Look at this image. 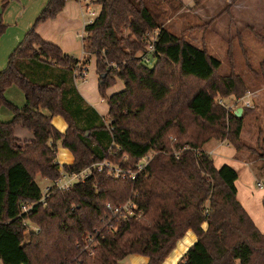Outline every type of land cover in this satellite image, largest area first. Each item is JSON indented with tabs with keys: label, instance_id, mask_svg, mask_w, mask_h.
<instances>
[{
	"label": "trees",
	"instance_id": "obj_1",
	"mask_svg": "<svg viewBox=\"0 0 264 264\" xmlns=\"http://www.w3.org/2000/svg\"><path fill=\"white\" fill-rule=\"evenodd\" d=\"M68 1L48 3L0 73V109L13 114L8 123L0 119V261L121 264L138 255L164 264L192 231L197 242L178 264H264V234L238 201V172L218 169L206 152L225 142L238 153L249 150L241 141L246 112L239 118L216 101L244 98L246 84L218 78L221 62L163 28L145 0H96L100 12L85 28L84 51L96 59L104 97L118 81L125 85L107 97L106 120L74 85L87 63L36 31L57 19ZM156 30V63L149 68L138 55L146 50L145 35ZM4 32L0 24V37ZM261 76L264 82V62ZM13 86L24 93L23 108L6 99ZM55 117L66 121L65 133L53 125ZM17 127L33 139L16 138ZM58 145L71 152L73 164L57 163ZM174 146L183 150L178 161L162 154ZM149 153L154 158L134 182L92 169L84 182L52 190L40 203L38 176L54 182L104 161L137 172ZM128 203L136 216L115 217L107 209ZM25 207L31 209L24 213ZM28 225L40 232L26 234Z\"/></svg>",
	"mask_w": 264,
	"mask_h": 264
},
{
	"label": "rangeland",
	"instance_id": "obj_2",
	"mask_svg": "<svg viewBox=\"0 0 264 264\" xmlns=\"http://www.w3.org/2000/svg\"><path fill=\"white\" fill-rule=\"evenodd\" d=\"M95 2L96 0H89V4L83 3L84 11L81 12L83 24L85 23L83 18L90 19L88 8L99 15L100 7ZM145 2L163 28L193 46L204 49L210 56L221 62L218 78L239 77L247 86L246 96L256 94V98L252 99L251 109L245 108V102L242 101L246 96L242 99H235L234 96L225 99L218 97L216 101L219 104L222 101L225 107L222 106L229 112L236 113L239 109L246 112L241 141L249 150L239 152V155L244 156L247 162L252 164L251 170L254 173L247 179L243 178L242 183H245L247 190L253 196L254 206L257 208L256 213L259 214L258 216L252 213V215L259 227L264 230V82L261 78V64L264 62V0H202L199 5H196L194 0H145ZM85 28L84 25V30H80L79 35H75L76 45L72 49L73 52L66 54L84 58L82 62L87 63L85 68L88 70L86 82L91 85L86 86L87 83L82 84V81H78L76 85L75 77L74 85L86 103L93 105L100 117L107 120L109 117L107 97L120 93L125 85L122 81H118L115 86L106 90V97L101 94L96 59L87 55L83 48L82 37L84 39L86 35ZM156 31L149 33L154 35ZM71 43L75 44L74 39ZM12 54L13 52L7 56L8 62H2L4 70ZM6 99L18 108H23L26 104L24 93L16 86L7 90ZM95 102L98 104H92ZM3 108L0 114L5 118L7 116L9 120L6 123H8L12 121L13 114L7 107ZM212 148H215V145ZM61 149L63 150L58 145L57 150L62 154ZM219 153L224 158L219 156ZM162 154L168 155L167 153ZM229 157L228 149H223L215 153L213 158L217 164L223 160L226 161V165L229 164L232 167L231 165H234L236 161ZM61 159L63 156L59 155V160ZM236 168L239 170L237 166ZM36 182L43 193L47 188L52 187V183L41 176L36 178Z\"/></svg>",
	"mask_w": 264,
	"mask_h": 264
},
{
	"label": "crops",
	"instance_id": "obj_3",
	"mask_svg": "<svg viewBox=\"0 0 264 264\" xmlns=\"http://www.w3.org/2000/svg\"><path fill=\"white\" fill-rule=\"evenodd\" d=\"M50 1L51 0H0V24L3 27H5V32L2 35L3 37L0 38V72L4 70V65L2 62H6L7 56L12 52L14 53L16 48H18V46L22 43L24 36H26L27 33L34 27L37 19L40 16V13L45 9V7L48 5ZM5 2L7 4V7L3 9V5ZM82 11H84L83 3L79 4L72 0H69L63 13L60 14L57 19L39 25L36 31L44 41L59 46L64 53H71L73 52L72 49H74L76 45L75 35L78 34L80 30L82 31L84 30V24L82 23V13H83ZM73 39L75 44L71 43ZM74 58L81 62L84 61L83 57L81 58L74 57ZM90 85H91L90 83L86 84V86H90ZM255 98H256V94H249V96L248 97L246 96L242 101L243 102L249 101L252 106V101H253L252 99ZM92 104L97 105L98 103L95 102ZM90 106H92L95 109L93 105ZM3 110L4 108L0 110V113ZM44 113L46 115H49L47 111H44ZM0 119L5 123L9 120L7 119V116L5 118L1 114H0ZM52 123L55 126V128L62 134L65 133L68 129V125L62 117H55L52 120ZM14 134L15 137L21 141L32 140V134H30L27 130L23 129L22 127H17L15 129ZM213 146L214 145H211V147L209 146L208 149L206 150V152L210 154L212 158L215 156V153H218L223 149H228V151L230 152L229 158L236 161L233 163L234 165L231 166L239 174V180L236 183L238 189V201L246 209V211L248 212V214L250 215V217L258 227V229L264 234V230H262L259 227L257 220L252 215V213H254L259 216V214L256 213L257 208L254 206L255 203L253 202V196H251L250 191L247 190L245 183H242L243 178L247 179L249 176H251L254 173L251 170L252 164L248 163L244 156H240L239 153L234 148L232 149V147L227 143L215 144V148H212ZM62 151H63L62 154L59 153L58 150L56 152L57 163L59 162L60 165L73 164L74 157L71 154V152L64 148ZM59 155H62L63 159L59 160ZM219 156H221L220 153ZM237 156H239V158H237ZM221 157L224 158L223 156ZM213 160L215 162L214 158ZM215 165L218 169H220L226 165V161L221 160L220 164H217L215 162ZM236 166L239 168V170L236 168ZM203 228L204 230H206L207 224H205ZM196 242H197V237L194 235L192 231H189L186 234V236L178 242L176 249L168 257V259L165 261L164 264H178L182 260V258L186 255L188 250ZM148 263H149L148 258L138 255H132L126 258L123 262H121V264H148ZM0 264L3 263L0 261Z\"/></svg>",
	"mask_w": 264,
	"mask_h": 264
},
{
	"label": "built area",
	"instance_id": "obj_4",
	"mask_svg": "<svg viewBox=\"0 0 264 264\" xmlns=\"http://www.w3.org/2000/svg\"><path fill=\"white\" fill-rule=\"evenodd\" d=\"M74 2L81 4V3H88L89 0H74ZM87 6H91V5H87ZM88 11H89L88 15L90 19L86 20L84 18L85 27L93 24L96 18L98 17V13H96V11H93L89 8H88ZM159 35H160V30L156 31L154 35L147 33L144 37V41L147 43L146 50L140 54L139 58L142 64L145 65L146 67L152 68L156 63V58H155L156 43L158 41ZM82 40H83V37H82ZM74 77H75L76 85L78 81L79 82L82 81V84H86L87 83L86 79L88 77L87 68H82V70L80 72H77L74 75ZM220 104L225 107L222 101H220ZM251 107H252L251 103L249 101L248 102L246 101L245 108L250 109ZM174 142H176V140H174ZM182 152L183 150L181 151L180 148H175L174 146L172 147L171 151H165L163 153H167L168 155L173 156L178 161L180 160V155ZM154 155H155L154 153H149L146 157H144L141 163L139 164V166L137 167V172L133 170L125 169L121 166H115L108 161H104L101 163L93 164L90 168H88L82 173L63 174L59 180L51 182L52 187H49L45 190V192L43 193L44 194L43 199L40 201V203L45 202L46 198L50 195L52 190L69 191L75 184L84 182L86 179H88L91 176L92 169H96L99 172L106 170L108 171V176H111L112 178L116 180L134 182L137 178L138 173H141L143 170H145V168L149 165V163L154 158ZM259 187L261 188L262 186L259 184ZM30 209L31 207H25L23 209V212L24 213L28 212ZM107 209L113 212L115 217L123 216L124 218L136 216V210H137V208L131 203H128L125 206H118V207H112L111 205H108ZM28 226H29V230L26 232V234H29L30 231H33L36 233L40 232V229L38 227L31 226V225H28ZM93 242H94L93 238L90 237L87 239V245L93 244Z\"/></svg>",
	"mask_w": 264,
	"mask_h": 264
},
{
	"label": "water",
	"instance_id": "obj_5",
	"mask_svg": "<svg viewBox=\"0 0 264 264\" xmlns=\"http://www.w3.org/2000/svg\"><path fill=\"white\" fill-rule=\"evenodd\" d=\"M243 109H239L235 114L237 117H242Z\"/></svg>",
	"mask_w": 264,
	"mask_h": 264
}]
</instances>
